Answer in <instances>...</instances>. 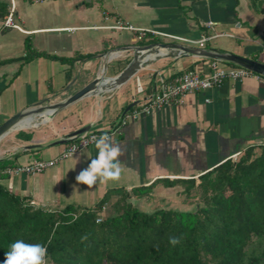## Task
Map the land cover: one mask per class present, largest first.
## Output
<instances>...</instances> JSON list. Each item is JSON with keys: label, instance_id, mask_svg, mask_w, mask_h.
<instances>
[{"label": "crops", "instance_id": "crops-1", "mask_svg": "<svg viewBox=\"0 0 264 264\" xmlns=\"http://www.w3.org/2000/svg\"><path fill=\"white\" fill-rule=\"evenodd\" d=\"M16 18L23 31L1 27L0 19V125L46 99L51 103L65 99L101 73L104 65L107 76L117 75L132 60L134 45H189L175 37L207 36L211 38L204 48L264 62V0H18ZM117 20L157 34L148 32L140 38L135 31L113 28ZM208 21L213 28L205 25ZM27 41L33 51L49 56L25 61ZM175 51L153 52L149 64L115 88L85 96L46 118L34 116L30 126L14 128L0 139V160L17 165L57 157L69 143L67 135L87 126L86 131L112 128L128 107L150 95L162 76L172 80L187 70L211 72L214 59L178 56ZM113 141L123 152L118 181L92 188L76 181L97 155L92 144L36 175L2 174L0 185L53 211L69 205L96 209L108 194L99 211L105 216L120 190L128 191L142 209L154 210L156 202L163 206L170 203L167 198L181 196L186 180L197 179L250 146L264 144V83L254 76L227 79L221 86L188 94L183 104L129 122ZM148 186L153 187L150 195L133 192Z\"/></svg>", "mask_w": 264, "mask_h": 264}, {"label": "trees", "instance_id": "trees-1", "mask_svg": "<svg viewBox=\"0 0 264 264\" xmlns=\"http://www.w3.org/2000/svg\"><path fill=\"white\" fill-rule=\"evenodd\" d=\"M7 6L0 0L1 20ZM39 55L49 56L33 51L27 41L23 59ZM11 163L1 159L0 170ZM199 178L204 196L195 209L146 211L120 190V199L111 204L115 213L101 221L108 194L96 209L69 205L53 211L0 185V264L18 239L45 245L48 264H264V144L248 147L237 160L228 158ZM185 182L186 192L196 185L195 178ZM152 188L133 192L150 195ZM170 237L180 242L173 246Z\"/></svg>", "mask_w": 264, "mask_h": 264}, {"label": "built area", "instance_id": "built-area-1", "mask_svg": "<svg viewBox=\"0 0 264 264\" xmlns=\"http://www.w3.org/2000/svg\"><path fill=\"white\" fill-rule=\"evenodd\" d=\"M6 1L8 5V12L5 18L2 20L1 27H10L23 31L22 26L16 18L18 0ZM28 1L38 3L45 0ZM205 25L209 28H213L214 23L212 21H208L205 23ZM112 27L119 30L135 31L138 33L140 38L145 37L148 32L157 34L156 31L138 28L123 20H117L116 24ZM175 38L179 40L181 39L182 41L187 42L189 45L204 47L205 42L211 37L203 36L199 40L191 38ZM117 52V50L110 52L108 57L110 55L116 54ZM211 69V72L205 75H201L195 70H187L182 75L177 76L172 80H167L164 76H162L160 78V81L158 83H155L150 95L146 97V99L142 103L126 110L112 128L108 130L85 131L82 133L69 134L65 137V139L69 141L68 145L57 157L47 160H33L24 164L9 165L1 169L0 173L9 176H19L22 174L36 175L38 173H41L55 166L60 161L69 158L94 144L93 137H99L107 133L114 139L116 135L122 132L123 127L126 126L129 122L135 121L143 115L151 114L156 109H160L173 104H183L188 94L221 86L227 79L240 81L249 76H254L259 81L264 83L263 74L257 73L243 66H222L219 63V60L214 59L211 62ZM239 154L240 153L235 156L233 155L234 158H236ZM31 204L36 206L33 201H31ZM97 220L101 221L102 218L99 217Z\"/></svg>", "mask_w": 264, "mask_h": 264}, {"label": "water", "instance_id": "water-1", "mask_svg": "<svg viewBox=\"0 0 264 264\" xmlns=\"http://www.w3.org/2000/svg\"><path fill=\"white\" fill-rule=\"evenodd\" d=\"M167 48L175 49V54L178 56L193 54L216 60L229 61L264 75L263 61L254 60L237 53H223L215 49L191 46L179 42H157L146 45H134L130 48L133 54L132 60L120 73L115 76H107V66L104 65L101 73H98L94 79L67 96L65 99L53 103L46 99L42 104H39L36 107H31L17 112L0 125V139L14 128H17L24 120L29 118L32 119L34 116L44 118L45 116L54 113L57 109L66 107L85 96L99 95L107 90L115 88L137 73L139 69L149 64L151 61V57L149 55L151 53L158 52L160 54L162 49ZM175 54L167 52V56L169 57H173ZM159 56L160 55H157V57ZM71 84L72 83H70L65 90H68ZM128 109H130V107H128ZM86 130H89L88 126L83 127L76 133H82Z\"/></svg>", "mask_w": 264, "mask_h": 264}, {"label": "clouds", "instance_id": "clouds-1", "mask_svg": "<svg viewBox=\"0 0 264 264\" xmlns=\"http://www.w3.org/2000/svg\"><path fill=\"white\" fill-rule=\"evenodd\" d=\"M93 141L97 155L91 159L89 166L76 176V181L87 185L88 188H92L97 183L107 184L118 181L123 171L119 160L123 152L120 146L114 143L113 137L105 133L93 137ZM179 242L177 237L169 238V243L173 246ZM4 264H48L47 247L40 243H26L18 239L12 242L9 250L6 251Z\"/></svg>", "mask_w": 264, "mask_h": 264}, {"label": "rangeland", "instance_id": "rangeland-1", "mask_svg": "<svg viewBox=\"0 0 264 264\" xmlns=\"http://www.w3.org/2000/svg\"><path fill=\"white\" fill-rule=\"evenodd\" d=\"M244 151H242L243 153ZM256 154H260L261 153V149L258 148L255 151ZM239 156V155H238ZM238 156L236 158H233L234 160L238 159ZM201 178H197L196 179V185L194 188H192V190L189 192V190L186 192L185 190H183L182 195L181 196H177L174 197V199L172 198H167L168 201L170 202L169 204L164 203L165 205L163 206H168V207H172V208H186V209H195L198 204L202 203L203 200V191L201 189ZM200 184V186H199ZM184 187L185 189V185L182 186V188ZM117 199H120L117 197ZM116 201V199H114L112 202L114 203ZM112 203H110V207H108V209L106 210L105 216L104 215H100V218H105L107 215L113 214L115 213V211L113 210V205H111ZM157 204V205H156ZM148 205V204H147ZM161 207L160 204H158V202H156L154 204V206L152 205L151 208H158Z\"/></svg>", "mask_w": 264, "mask_h": 264}, {"label": "bare ground", "instance_id": "bare-ground-1", "mask_svg": "<svg viewBox=\"0 0 264 264\" xmlns=\"http://www.w3.org/2000/svg\"><path fill=\"white\" fill-rule=\"evenodd\" d=\"M46 118V117H45ZM34 119V118H33ZM35 123V122H34ZM32 124V119L24 120L18 127L30 126ZM16 130V129H15Z\"/></svg>", "mask_w": 264, "mask_h": 264}]
</instances>
